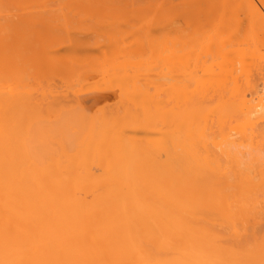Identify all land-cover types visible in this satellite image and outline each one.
<instances>
[{"label": "bare ground", "instance_id": "bare-ground-1", "mask_svg": "<svg viewBox=\"0 0 264 264\" xmlns=\"http://www.w3.org/2000/svg\"><path fill=\"white\" fill-rule=\"evenodd\" d=\"M14 1L0 0V264H264V0H207L222 26L214 38L206 0H25L17 14ZM227 13L240 21L234 31ZM83 19L145 32L122 65L107 58L111 79L124 74L118 104L97 117L110 92L71 98L69 85L54 95L55 79L49 94L9 89L17 81L6 89L21 69L92 76L88 53L64 65L32 51L87 46ZM73 22L68 46L54 28ZM249 28L254 57L233 68L216 59L224 46L239 50ZM146 46L159 56L143 64Z\"/></svg>", "mask_w": 264, "mask_h": 264}, {"label": "rangeland", "instance_id": "rangeland-1", "mask_svg": "<svg viewBox=\"0 0 264 264\" xmlns=\"http://www.w3.org/2000/svg\"><path fill=\"white\" fill-rule=\"evenodd\" d=\"M31 2V1H33V0H26V2ZM34 1H36V0H34ZM39 1H42V0H38L37 2H39ZM18 1H14L13 3L11 2V4H10V9H11V11H12V13H18L19 11H21V8H22V2L23 3H25V0H22V1H20V2H18ZM41 3V2H40ZM208 2H207V0H206V3L204 2V4L202 3L201 4V6H202V8L204 7V10H209L210 8L208 7V6H206V4H207ZM205 5V6H204ZM208 5V4H207ZM211 10H209L208 12H210ZM212 12V11H211ZM211 12L209 13V17L211 18V20L213 21V23H212V25H213V27H212V25L210 24L209 26H211L210 28L212 29H210V31L208 32V33H210L211 35L210 36H212L213 37V35H214V33L215 32H217V30H221V28H222V26H221V21H216V17L214 16V14L212 15L211 14ZM245 13H246V10L245 9H243L242 11H241V13H240V16L241 17H245L246 15H245ZM234 13H230V14H226L227 15V17H225L226 19H224L225 20V22L224 23H226V25L224 24L223 26H224V28L225 29H227V31L228 30H233L234 31V29L235 28H237V25H239L240 24V21H239V19H238V16H237V18H235L236 16H234L233 15ZM218 16V15H217ZM1 18V17H0ZM79 20V19H78ZM84 20V19H83ZM245 21H246V18H244V21L241 23V25L244 27V23H245ZM89 22V21H88ZM88 22L87 21H83L82 22V20H81V22L79 23V22H77V23H75V22H73V23H71V24H69V25H64L65 26V28H69V30L71 29V31H70V34H69V30H68V32H66L65 31V29H64V31L63 30H61V29H57V28H54V30H58V31H56L57 33H58V35H56V33L54 32L52 35L54 36V35H56L57 36V38L59 37V38H62V39H64V38H66V35H69V36H67L68 38H66V39H68V41L70 40V38L69 37H71L72 38V36L74 37V35H75V31L77 30V31H79L78 30V28L75 26V28L73 27V25L72 24H76L77 26L78 25H81V27H82V24H84V23H86V27L88 26L87 24H88ZM138 22H140V21H138ZM211 22V21H210ZM237 22H239V24H237ZM79 23V24H78ZM93 23V22H92ZM92 23H90L89 22V25L91 26V30H93V32H92V34L91 35H89L90 34V32L88 33V31H87V29H83V28H81L80 30V34H79V32H77L76 31V33L77 34H79L78 36H81V34L82 33H84V35L85 34H87L88 36H90V37H88V45H89V48L90 49H93V51H91V52H88L84 47H87V46H73V49H72V47H68V48H66L65 49V47H64V49H62V50H57V51H52V52H54V54H55V52H56V54L55 55H53V53H49V55H51V56H44V54H43V57L41 56L42 55V52H39V50L40 49H38L37 47V50L36 49H34V50H32L33 52L34 51H36V57H37V62H45V61H47L48 59V61H50L52 58L51 57H53L54 56V58L50 61V62H55V56H57L58 58H57V63L59 64H62L61 62H63V64L65 65V63L67 62V61H71V59L73 58V56H75L76 58H74L75 60L77 59V56L76 55H78L79 54V56H80V54L81 55H85V54H87L88 53V57L90 56V53H91V58H89L88 59V57H87V60L86 59H84V58H82L83 56H80L78 59H80L81 58V60L83 59V60H86L85 61V63L86 62H89L91 59L93 60H91L92 61V64L94 63V65H92V66H94V67H101V69H97L96 68V71H92V69H95V68H93L92 66H91V63H89L90 65H89V67H91V68H89V73H93V75L91 76L90 74L89 75H87V77L86 76H84L83 75V72H81L82 74H80V70L78 71L79 73H75V69L76 68H71V69H63L64 71H59V72H57V73H55L54 74V71L55 70H53V73L51 72V70L49 71V72H51V73H48L47 71V74H45V72L44 73H39L37 76L36 75H34V76H36V77H34V76H31V75H29V73L27 74L26 73V71H25V69H24V72L22 71L23 69H21V73L18 71V72H16V73H13V72H10L9 73V75H8V77H9V79H10V81H8L7 82V84L8 85H10V82L11 83H13V82H15V81H17L18 83H13L14 85H12V87H11V85L10 86H6V89L8 90V88L9 87H11V88H9V89H12V90H20V92H21V90H23L22 92H25V90L27 91H30V90H32V91H35V92H38V91H40L41 89L40 88H42V86H44L43 87V90L44 89H46L47 88V90L50 88V84H49V82H47L49 79H55L56 81H55V83L56 82H58V85H56L55 83L52 85L53 87L54 86H57V87H54L55 88V90H56V92L58 91V93H54V91H51V93H53L54 95H58L59 94V92L60 91H62L61 93H63V91L64 90H71L72 91V89L74 90V91H72L71 93L73 94H71L72 96H70L71 98L74 96V94L78 91H82V90H100L101 89V92L102 91H104V90H106V91H104V92H110L111 93V96L110 97H106L104 100H102V101H100V103H98V104H96V105H94V108L92 109V112L91 113H94L95 114V116H97V117H100L102 114L100 113V110L104 107V106H106V105H111V103H112V105L113 104H118L117 102H120L119 100L121 99L120 97H121V93H124V91L123 92H121L122 91V88H124L125 87V79H124V74H123V70H122V72L121 71H117V72H120V73H122V80L120 79V78H113V79H111V76L109 77L108 76V74H109V72H107V73H105V69H106V65H108V62H110V60L108 59V61H107V58H108V56L109 57H111V55L113 56V58L114 57H118L119 58V60L120 61H122L123 59H122V57L124 56L123 54H124V51L126 52V49H125V47H126V45H129L130 47H132V46H134L135 45V47H136V45L138 46V44H140V46L142 45V43H143V49H144V46L146 45L145 43H146V37H144V36H146L145 35V32L144 31H142L141 29H139L140 27H138V25H141L140 23L138 24V23H136V24H138V25H134L133 27H130V24L128 25V27H126V25H124V24H121V25H118L117 24V26L115 27H112V25H106V26H108V27H102L103 25L101 24V28L103 29H101L100 28V26L98 25V24H92ZM106 23V22H105ZM117 23H120V22H117ZM121 23H123V22H121ZM132 24H135L134 23V21L133 22H131ZM115 24V23H114ZM131 24V25H132ZM237 24V25H236ZM85 25V24H84ZM214 25H216V26H214ZM240 25V26H241ZM111 26V28H109ZM241 26V27H242ZM80 27V26H79ZM124 27H126V28H128L127 30L129 31H127L128 33H130V35H126V33H125V36H127V38L126 39H124V30H126V28H124ZM129 27H130V29H131V31H130V29H129ZM208 27V26H207ZM219 28V29H215V28ZM235 27V28H234ZM67 28V29H68ZM115 28V29H114ZM214 28V29H213ZM110 29V30H109ZM209 29V28H208ZM53 30V31H54ZM101 30V31H100ZM109 30V31H108ZM144 33H142L141 31ZM214 30V31H213ZM216 30V31H215ZM236 30V29H235ZM85 32H87V33H85ZM255 33H257V30L256 29H253V28H249L248 29V37L249 38H247L246 40L247 41H245L244 43H242L240 46H238V48H239V50H233L232 49V45H227V46H224L223 48L225 49H221L220 51H221V53H220V51H218V53H216V54H218V56L216 57V59H219V60H222V56H223V63H224V61L226 62V64L224 63V65L226 66L227 64V67L229 66V67H231V68H233L235 65H240V64H243L246 60H249L250 58H252V57H254L256 54L255 53H257V52H255V53H253V50L255 49L256 50V48H258V47H256L257 45H256V42L254 41L255 40ZM65 35V36H64ZM71 35V36H70ZM83 35V34H82ZM215 35H216V33H215ZM226 35V34H225ZM56 36H54V38L56 37ZM76 36V35H75ZM86 37V36H85ZM117 37V38H116ZM214 38V37H213ZM66 39H64L65 40V42L67 41ZM90 39V40H89ZM92 39V40H91ZM103 40L104 41H106V42H104V43H102L103 42ZM145 40V41H144ZM67 41V42H68ZM92 41V42H91ZM109 41V42H108ZM145 43H144V42ZM67 42L66 43H64V44H67ZM92 43V44H91ZM110 43V44H109ZM91 44V45H90ZM145 44V45H144ZM72 45V43L70 44V41H69V45L68 46H71ZM132 45V46H131ZM156 45V44H155ZM65 46H67V45H65ZM157 46V45H156ZM159 46H161V45H159ZM75 47V48H74ZM105 49H104V48ZM147 48H145V49H147L146 50V52H144L143 51V56L140 54V55H138L137 57H135L134 58V60L136 61V58H137V60L139 61V56H142V57H140V60L142 61V63L144 62H148V59H146V58H144V56L146 55L145 53H147V55L145 56V57H149L150 55H151V59H149V61L150 60H152V61H155V58L157 59V57L159 56L158 55V50H157V48H155L154 46V48L155 49H153V52L151 53V51L152 50H150L151 49V47H150V49H149V47L148 46H146ZM171 47V46H170ZM88 48V47H87ZM159 48V47H158ZM30 49H28V51H29ZM85 50L87 51V52H85ZM149 50V53L147 52ZM155 50H156V52H155ZM224 50V51H223ZM257 50H259V49H257ZM30 52L29 51V53H33V52ZM107 51V52H106ZM260 51H262L261 49H260ZM23 52L25 53V50H23ZM83 52H85V53H83ZM111 52V53H110ZM263 52H264V49H263ZM35 53V52H34ZM33 53V54H34ZM155 55H157V56H155L154 57V54ZM220 53V54H219ZM26 54V53H25ZM39 54V55H38ZM110 54V55H109ZM148 54H149V56H148ZM255 54V55H254ZM46 55V54H45ZM125 56H126V53H125ZM125 56H124V58H125ZM39 57V58H38ZM44 57H45V59H44ZM69 57H70V59H69ZM72 57V58H71ZM85 57V56H84ZM85 57V58H86ZM34 58H35V55H34ZM59 58H60V60H59ZM36 59V58H35ZM69 59V60H68ZM115 59V58H114ZM113 59V60H114ZM117 59V58H116ZM216 59L214 60V58H210L209 60L210 61H212V64H211V62H210V64L212 65V68L213 69H219V65H220V61L219 62H216ZM61 60H63V61H61ZM67 60V61H66ZM82 60V61H83ZM89 60V61H88ZM104 60H106V61H104ZM112 60V58H111V61H113ZM119 60L118 61H116V60H114L115 62H118V64L120 63L119 62ZM66 61V62H65ZM76 61H78V60H76ZM113 61V62H114ZM137 61V64H139V66H140V64H141V66H142V63H139ZM26 62L28 63V60H26ZM50 62H48V63H50ZM65 62V63H64ZM72 62H74L73 60H72ZM72 62H71V64H72ZM79 62H81V61H79ZM105 62H107V63H105ZM123 62H124V60L122 61V63H120L121 65L123 64ZM56 63V62H55ZM104 63H105V65H104ZM110 63H112V62H110ZM143 63V64H144ZM218 63V64H217ZM221 63H222V61H221ZM57 64V65H58ZM67 64V63H66ZM207 64H209V63H207ZM23 65H24V63H23ZM28 65V64H27ZM52 65H54V64H52ZM56 65V64H55ZM66 66H68V65H66ZM121 67H123V66H121ZM23 68V67H22ZM70 68V67H69ZM108 68V67H107ZM124 69V68H123ZM165 69V68H164ZM77 70V69H76ZM118 70V69H117ZM120 70V69H119ZM166 70H167V68H166ZM201 70V69H200ZM199 70V72H201V73H205V72H208L210 69H209V67H206V66H203L202 67V70L200 71ZM19 73V74H18ZM25 73V74H24ZM116 73V72H115ZM14 74V75H13ZM20 74H24V75H22L23 76V78H21L22 79V81L20 80V81H18V77L17 76H15V75H19V78H20ZM80 74V75H79ZM111 74V73H110ZM25 75H26V79L24 78L25 77ZM29 75V76H28ZM84 76V78H82L83 76ZM112 75V74H111ZM116 75V74H115ZM120 74H118V76H119ZM79 76H81V78L83 79V80H81V78L79 77ZM89 76V77H88ZM113 76V75H112ZM117 76V75H116ZM12 77H14V78H12ZM34 77V78H33ZM55 77V78H54ZM114 77V76H113ZM12 78V79H11ZM17 78V79H16ZM28 78V79H27ZM121 80V81H120ZM50 81V80H49ZM20 82V83H19ZM24 82H26V83H24ZM53 82H54V80H53ZM52 82V83H53ZM120 82H122L121 84H123L124 86H122V85H120ZM46 83H48L49 85L47 86V85H45ZM16 84H18V85H16ZM69 85H71L70 87L72 88V89H70V87H69ZM262 85H264L263 84V82H261L260 81V87H261V90H260V94H263V92H264V90L262 89L263 87H262ZM21 88H20V87ZM37 86H40V87H36ZM120 86H122V88H120ZM0 87H2L1 86V84H0ZM32 87H33V89H32ZM52 87V88H53ZM13 88H17V89H13ZM27 88H30V89H27ZM35 88V89H34ZM38 88L40 89V90H38ZM58 88V89H57ZM64 88V89H63ZM69 88V89H68ZM75 89L77 90V91H75ZM81 89V90H80ZM12 90H10V91H12ZM46 90V91H47ZM121 90V91H120ZM124 90V89H123ZM45 91V90H44ZM19 92V91H18ZM48 93L47 94H49V90L47 91ZM65 93L67 92H70V91H64ZM75 92V93H74ZM77 92V93H78ZM121 92V93H120ZM40 93H42V92H39V94ZM77 93H76V95H77ZM79 94V93H78ZM121 94V95H120ZM60 95V94H59ZM75 95V96H76ZM247 95L248 96H250L251 94L248 92L247 93ZM123 96V95H122ZM74 98V97H73ZM67 105H70V104H72V103H66ZM73 104H74V102H73ZM56 139H58V138H56ZM59 140V139H58Z\"/></svg>", "mask_w": 264, "mask_h": 264}]
</instances>
